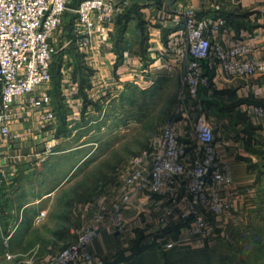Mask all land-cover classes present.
<instances>
[{
	"label": "crops",
	"instance_id": "0c3cea01",
	"mask_svg": "<svg viewBox=\"0 0 264 264\" xmlns=\"http://www.w3.org/2000/svg\"><path fill=\"white\" fill-rule=\"evenodd\" d=\"M80 1L70 0L66 10L72 13L64 15L57 29L62 53L57 87L51 80L36 89L33 110L25 104L15 107L17 119L9 124L11 137L0 143L3 247L25 249L27 238L17 242L15 235L30 234L34 219L47 213L44 202L65 183L66 173L60 174L59 168L67 153L75 154L82 147L67 148V144L81 130L83 118L89 115L90 122L96 118L91 106L109 91H122L129 85L142 89L171 78L175 111L180 116L171 121L177 134L194 140L192 124L205 116L215 133L216 152L231 169V190L225 191L231 210L228 215L210 217L208 238L200 248H211V238L216 236L223 244H238L243 250L247 237L238 241L236 235L252 234L250 261L264 264V225L255 224L264 221V194L256 193L264 188V115L256 112L264 105V77L227 79L219 66L203 61V77L210 87L201 86L192 98L183 82L187 62L177 63L173 53V37L180 33L185 12L192 9L198 20L206 22L212 42L225 47L251 44L250 55L259 58L264 53V0H126L122 11L117 6L124 0H106L111 5L107 11L111 22L98 25L85 47L74 29ZM71 46L74 51L69 50ZM43 92L48 104L38 101ZM59 109L65 111L62 117ZM46 110L53 113L52 121L44 119ZM92 153L89 148L84 159ZM55 167L57 172L51 177L48 174ZM103 235L117 242L107 231ZM186 239L191 246L193 238ZM107 240L100 236L89 245L95 260L90 263L103 264L102 259L119 248V243L110 245Z\"/></svg>",
	"mask_w": 264,
	"mask_h": 264
},
{
	"label": "built area",
	"instance_id": "2783aa9c",
	"mask_svg": "<svg viewBox=\"0 0 264 264\" xmlns=\"http://www.w3.org/2000/svg\"><path fill=\"white\" fill-rule=\"evenodd\" d=\"M69 2L0 0V143L11 137L9 124L17 119L15 107L25 104L33 110L37 106L34 92L51 81L50 64L54 54L51 39L63 21ZM126 3L122 1L117 10L122 11ZM110 8L106 0L79 2L74 29L82 47L89 43L98 25L111 22L107 13ZM208 33L206 22L198 20L194 10L188 9L180 33L173 37L175 61L187 62L183 82L192 98L197 97L201 86L210 87L209 80L203 77V61L219 66L227 79L264 77V53L259 58L251 56L254 48L246 43L225 47L212 42ZM38 101L48 104L45 92ZM256 112L264 115V105L258 106ZM44 119L52 121L53 113L46 110ZM191 133L194 140H183L173 122L165 126L158 144L149 153L150 163L144 159L147 151L131 161L124 177L126 193L122 197L126 203L134 191L143 193L159 206L168 220L178 218L176 224L186 232L184 240L206 238L208 217L228 215L231 210L225 194L231 190V169L216 152V137L208 119L196 118ZM113 206L114 232L119 233L123 229L122 208ZM97 233L98 226L90 225L51 264H86L92 255L85 252V244Z\"/></svg>",
	"mask_w": 264,
	"mask_h": 264
},
{
	"label": "rangeland",
	"instance_id": "374dc122",
	"mask_svg": "<svg viewBox=\"0 0 264 264\" xmlns=\"http://www.w3.org/2000/svg\"><path fill=\"white\" fill-rule=\"evenodd\" d=\"M67 12L72 13L66 10L64 15ZM57 35L56 31L51 39L53 56L60 51ZM101 100L98 105L91 106L97 115L91 120L93 122H90L89 115L83 118L81 130L67 144V148L82 147L75 154L67 153L66 162L60 166V174L65 172L67 178L55 195L44 202L48 208L46 215L34 219L35 226L30 228L32 233L15 235L17 242L27 238L25 249L6 247L0 250V264H51L92 224L98 226V233L85 245H91L100 236L109 241L108 236L103 235L105 231L117 241H109L110 245L119 243V248H115L105 259L106 264H114L117 259L122 260L118 263L134 264L127 258L132 255V243L140 238L141 244H152L140 254L142 261L140 259L138 264H253L250 261L253 252L249 248L252 234L236 235L238 241L247 237V246L243 250L238 244H223V240H216V236L211 238V248H200L206 243L208 235L206 238L195 237L192 245L188 246L184 241L186 232H182L176 224L178 218L168 220L159 206L143 193L134 191L131 198L123 203L122 197L126 193L124 177L131 161L147 151L144 159L149 164V153L158 144L165 126L173 118L180 119L175 111L173 79L163 78L158 84L153 81L142 89L129 85L122 91H109ZM89 148L93 149V153L84 159ZM55 172L57 168L53 171L51 168L48 175L52 177ZM256 193L264 194V188L256 190ZM113 205L122 208L123 229L119 233L114 232ZM99 216L101 218L97 220ZM255 224L264 225V221L260 219ZM87 246L85 252H88ZM237 254L240 256L237 257Z\"/></svg>",
	"mask_w": 264,
	"mask_h": 264
},
{
	"label": "trees",
	"instance_id": "16d2710c",
	"mask_svg": "<svg viewBox=\"0 0 264 264\" xmlns=\"http://www.w3.org/2000/svg\"><path fill=\"white\" fill-rule=\"evenodd\" d=\"M74 49H75V47H73V46H71L70 48H69V50L70 51H74ZM53 57V59H52V61H51V64H50V75H51V80L53 81V83H54V87L56 88L57 87V85H58V82H59V76H60V73H59V67H60V64H61V61H62V53H57V54H55L54 56H52ZM78 65V64H77ZM86 99V98H85ZM87 100V99H86ZM86 103H88V101L86 102ZM91 104V103H90ZM93 105H98V103H95V104H93ZM64 110H60L59 109V116L60 117H62L63 116V114H64ZM63 120V119H62ZM64 123V122H63ZM63 125H65V124H63ZM30 233H32V231L30 232ZM2 237H4L3 236V234H1L0 233V250H5V248L3 247V245H2ZM141 240H142V238H140L139 240H136L135 242H133L132 244H133V246H132V255H131V257H129V258H127V260L128 259H131V261L132 262H134V264H138L139 263V261H140V259H141V261H142V258H140V254H142V252L144 251V249H146L148 246H150V244H152V243H144V244H141L140 242H141ZM117 248V247H116ZM89 253H92V250H91V248H90V246L88 247L87 246V249H86ZM106 258H108V256H105L103 259H102V261H103V264H106L105 262V259ZM120 258V257H119ZM134 260V261H133ZM120 261H122L121 259H117V262L115 261V263L114 264H124V263H118V262H120ZM86 264H92V263H86Z\"/></svg>",
	"mask_w": 264,
	"mask_h": 264
}]
</instances>
